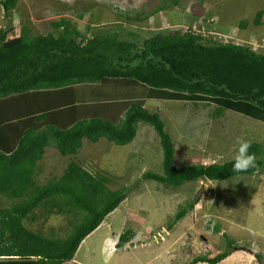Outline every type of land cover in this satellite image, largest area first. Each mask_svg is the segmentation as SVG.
Instances as JSON below:
<instances>
[{
    "label": "trees",
    "instance_id": "1",
    "mask_svg": "<svg viewBox=\"0 0 264 264\" xmlns=\"http://www.w3.org/2000/svg\"><path fill=\"white\" fill-rule=\"evenodd\" d=\"M166 1L150 14L168 9ZM17 2L1 4L8 12ZM263 15L258 11L239 27L261 25ZM115 24L87 25L80 32L69 19L61 18L53 23L55 32L46 34L33 35L27 26L15 36L0 30V192L22 196L33 183L46 148L75 154L83 138L92 142L106 138L124 146L133 141L141 121L159 138L163 168V175L145 172V180L179 187L200 178L264 175V146L258 142H251L249 149L256 155L257 167L247 172H233L234 159L176 167L175 147L160 106L146 107L149 101L213 104L215 119L229 110L264 123V53L182 27L155 32L139 45L121 33L122 25ZM127 195L125 187L106 189L70 162L59 178L37 188L28 200L0 207V264L72 260L80 243ZM191 200L178 206L169 228L194 208ZM43 215L66 218L65 235L27 226V221ZM135 234L125 229L115 247H123ZM236 245L225 234L224 250L213 256L198 254L184 264H218ZM256 258L264 264L261 254Z\"/></svg>",
    "mask_w": 264,
    "mask_h": 264
},
{
    "label": "rangeland",
    "instance_id": "2",
    "mask_svg": "<svg viewBox=\"0 0 264 264\" xmlns=\"http://www.w3.org/2000/svg\"><path fill=\"white\" fill-rule=\"evenodd\" d=\"M1 1L0 30L11 36L19 35L22 26L30 28L33 35L55 32L53 23L66 18L80 32L87 25L117 23L122 25L121 33L139 45L155 32L182 27L264 53V22L239 27L241 21H251L258 11H264V0H179L176 5L167 0L168 9L153 15L150 12L163 0H18L8 12ZM128 31L138 35L129 36ZM155 106H160L171 135L178 168L234 159L237 137L264 146V123L242 114L224 110L215 119L213 104L149 101L146 105L149 109ZM102 140L106 141L100 145ZM158 140L154 129L141 121L133 141L124 146L101 138L97 142L88 139L75 154L62 155L48 147L37 162L33 183L20 197L0 192V207L28 200L74 161L106 189L125 187L128 195L64 264H142L147 258L144 264H184L198 254L213 256L224 250L225 234L238 247L231 248L230 255L218 264H259L257 253L264 263V175L240 174L230 180L200 178L179 187L145 180L147 171L163 175ZM190 199L195 201L194 208L169 228L178 206ZM66 223L61 216L43 215L26 224L33 230L63 236ZM127 228L135 231L134 238L116 248L119 234ZM131 243H135L133 249H129Z\"/></svg>",
    "mask_w": 264,
    "mask_h": 264
},
{
    "label": "clouds",
    "instance_id": "3",
    "mask_svg": "<svg viewBox=\"0 0 264 264\" xmlns=\"http://www.w3.org/2000/svg\"><path fill=\"white\" fill-rule=\"evenodd\" d=\"M236 143L238 149L234 157L233 172H247L250 169L257 167V160L255 153H250L251 142L243 137H237Z\"/></svg>",
    "mask_w": 264,
    "mask_h": 264
},
{
    "label": "crops",
    "instance_id": "4",
    "mask_svg": "<svg viewBox=\"0 0 264 264\" xmlns=\"http://www.w3.org/2000/svg\"><path fill=\"white\" fill-rule=\"evenodd\" d=\"M86 140H87V141H86ZM85 142H89L87 138H83V139H82L81 147H80L78 150H82V148H84L83 146H84ZM128 148H129V147H128ZM129 149H130V148H129ZM46 150H47V149H46ZM95 230H96V229H95ZM90 234H91V233H90ZM90 234H89V235H90ZM114 234H115V233L113 232L112 235H114ZM89 235H88V236H89ZM88 236H87V237H88ZM133 248H134V247H129V249H133ZM148 259H149V258H147V259H145L144 261H142V264H144L145 261H147Z\"/></svg>",
    "mask_w": 264,
    "mask_h": 264
},
{
    "label": "water",
    "instance_id": "5",
    "mask_svg": "<svg viewBox=\"0 0 264 264\" xmlns=\"http://www.w3.org/2000/svg\"><path fill=\"white\" fill-rule=\"evenodd\" d=\"M245 250H247L249 253H253V250L245 248Z\"/></svg>",
    "mask_w": 264,
    "mask_h": 264
},
{
    "label": "bare ground",
    "instance_id": "6",
    "mask_svg": "<svg viewBox=\"0 0 264 264\" xmlns=\"http://www.w3.org/2000/svg\"><path fill=\"white\" fill-rule=\"evenodd\" d=\"M87 141V140H86ZM104 141H106V140H104ZM104 141L102 140V141H99V144L100 145H102V144H104Z\"/></svg>",
    "mask_w": 264,
    "mask_h": 264
}]
</instances>
